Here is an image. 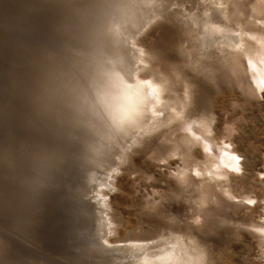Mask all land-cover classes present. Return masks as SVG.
<instances>
[{
    "label": "rangeland",
    "instance_id": "rangeland-1",
    "mask_svg": "<svg viewBox=\"0 0 264 264\" xmlns=\"http://www.w3.org/2000/svg\"><path fill=\"white\" fill-rule=\"evenodd\" d=\"M258 1L0 0V264H264Z\"/></svg>",
    "mask_w": 264,
    "mask_h": 264
},
{
    "label": "bare ground",
    "instance_id": "bare-ground-1",
    "mask_svg": "<svg viewBox=\"0 0 264 264\" xmlns=\"http://www.w3.org/2000/svg\"><path fill=\"white\" fill-rule=\"evenodd\" d=\"M118 6V5H117ZM253 7V6H252ZM251 7V8H252ZM98 9V8H97ZM101 8H99V11L100 12H106V11H108V9H106V10H100ZM256 9V10H255ZM253 10H255V11H257L258 13H259V15H260V13L262 14L263 12H264V0H260V1H258V4L255 6V8L253 9ZM99 12V13H100ZM254 12V11H253ZM97 13H98V11H97ZM139 14V13H138ZM137 14V15H138ZM102 15V14H101ZM131 15V14H130ZM129 15V16H130ZM136 15V14H135ZM140 15V14H139ZM147 15V14H146ZM126 16H127V14H126ZM264 16V15H263ZM128 17V16H127ZM131 17H133V15L131 16ZM130 17V18H131ZM142 17H144L143 15H142ZM259 17V16H258ZM121 18H123V17H121ZM129 18V17H128ZM136 18V17H135ZM141 18V17H140ZM136 19H139L138 17L136 18ZM126 20V19H125ZM128 20H130V19H128ZM132 20V19H131ZM142 19H140V21H141ZM145 20V19H144ZM122 22H125V21H122ZM121 22V23H122ZM130 21H128V23H129ZM134 21H132V23H133ZM137 22V21H136ZM142 22V21H141ZM92 21L91 22H89V23H87V25H84V26H82V29H83V31H84V36L82 37V39H81V41H84V42H86V40H87V37H88V35L85 33L86 32V30H89V31H92L91 30V27H92ZM127 23V24H128ZM138 23V22H137ZM120 24V23H119ZM126 24V25H127ZM122 25V24H121ZM124 25V24H123ZM126 25H125V27H126ZM129 25V24H128ZM86 29H85V28ZM121 28V27H120ZM124 28V27H123ZM127 28H128V26H127ZM139 28V27H138ZM85 29V30H84ZM213 29V28H212ZM120 30V29H119ZM129 30V29H128ZM137 30V29H136ZM75 32H73V31H71V32H73L72 33V35H76V40H78V36L83 32V31H81V32H78V33H76V31H77V29L76 30H74ZM126 31H127V29H126ZM130 31V30H129ZM120 32V31H119ZM118 32V33H119ZM131 32V31H130ZM133 32H134V30H133ZM206 32V31H205ZM212 32V31H211ZM210 32V33H211ZM121 33H122V30H121ZM135 33V32H134ZM125 34V33H124ZM131 34V33H130ZM128 34H126L125 36H127ZM212 37H213V39L214 40H212V41H210L209 40V44L211 45V46H213V47H215V48H217V50L219 51V52H221V53H223V57L225 58V59H227L228 57V59H230V58H232V59H234L235 57H237L238 55H240V56H246L250 51H249V49L245 46V47H243V46H241V48L240 49H234V44L232 45V44H229L227 41H225V39L223 40V39H220L221 38V36L219 35V32H218V30H214L213 29V32H212ZM129 36V35H128ZM131 36V35H130ZM208 36H209V33H208ZM119 38H120V36H118ZM123 37V36H122ZM134 37V36H133ZM210 37H211V35H210ZM118 38V39H119ZM116 39V38H115ZM121 39V38H120ZM127 39V38H126ZM128 39H129V37H128ZM127 39V40H128ZM131 39V38H130ZM227 39V38H226ZM125 40V39H124ZM120 41V40H119ZM116 42H118V40L116 41ZM115 42V43H116ZM80 43V42H79ZM117 44V43H116ZM128 45V44H127ZM209 45V46H210ZM116 46V45H115ZM131 46V45H130ZM129 56H132V54L131 55H129ZM248 56V55H247ZM98 67V66H97ZM52 68H54V75H55V70H56V61H54V63H53V66H52ZM101 69H102V67H101ZM103 69H105V68H103ZM134 69V68H133ZM96 70V69H95ZM100 70V69H99ZM106 70H107V67H106V69H105V73H107L106 72ZM110 70V69H109ZM135 71V70H134ZM91 72H94L93 71V69H92V71ZM90 72V73H91ZM101 72V71H100ZM103 72V71H102ZM112 72V71H111ZM132 72V71H131ZM136 72H137V70H136ZM109 73V72H108ZM107 73V74H108ZM114 73V72H113ZM112 73V75H111V77L113 78V75H115V73L113 74ZM121 73V72H120ZM132 73H134V72H132ZM99 74V73H98ZM101 74V73H100ZM99 74V75H100ZM106 74V75H107ZM128 74V73H127ZM137 74V73H136ZM103 75V74H102ZM105 75V74H104ZM118 75V74H117ZM124 75H126L125 73H124ZM91 76H94V74L93 75H91ZM98 76V75H97ZM96 75H95V77H97ZM110 76V75H109ZM108 76V77H109ZM122 76H123V74H122ZM127 76V75H126ZM133 76V75H132ZM104 77V76H103ZM115 77H116V75H115ZM118 77H119V75H118ZM92 78V77H91ZM105 78H106V76H105ZM104 78V79H105ZM124 78V77H123ZM127 78V77H126ZM129 78H131V77H129ZM97 79H99V78H97ZM102 78H100V80H101ZM108 79V78H107ZM117 79V78H116ZM116 79H114V80H116ZM132 79V78H131ZM109 80V79H108ZM107 80V81H108ZM121 80V79H120ZM125 80V79H124ZM123 80V81H124ZM50 81V80H49ZM102 81V80H101ZM126 81H128V79L126 80ZM46 82V81H45ZM105 82V81H104ZM129 82H130V80H129ZM134 82V81H133ZM96 83H99V82H96ZM109 83V82H108ZM111 83V82H110ZM117 83H118V81H117ZM116 83V84H117ZM104 84H107V83H104ZM121 84V83H120ZM126 84V83H125ZM125 84H123L124 86H125ZM130 84V83H129ZM128 84V85H129ZM131 84H132V82H131ZM137 84V83H136ZM94 85H95V83H94ZM100 85V84H99ZM98 85V86H99ZM127 85V84H126ZM128 85H127V87H128ZM96 86V85H95ZM112 86V85H111ZM100 87V86H99ZM107 86H105V88H106ZM119 87V86H118ZM98 88V87H97ZM102 88V87H101ZM113 88V87H112ZM120 88H121V86H120ZM136 88V87H135ZM139 88V87H138ZM110 89V88H109ZM117 88H115V90H116ZM128 89V88H127ZM133 89V88H132ZM97 90V89H96ZM101 90H103V89H101ZM124 90V89H123ZM135 90V89H134ZM133 90V91H134ZM137 90H139V89H137ZM252 90V89H251ZM53 92H51L52 94H54V93H56L55 92V90H54V88H53V90H52ZM98 91V90H97ZM107 91V90H106ZM109 91V90H108ZM117 91H119V90H117ZM121 91V90H120ZM129 91V90H128ZM131 91V90H130ZM129 91V92H130ZM111 92H112V89H111ZM122 92V91H121ZM126 92H127V90H126ZM125 92V93H126ZM136 92H138V91H135V94H136ZM140 92H141V90H140ZM103 93V92H102ZM114 93H115V91H114ZM97 94H98V92H97ZM113 94V93H112ZM116 94V93H115ZM127 94H128V92H127ZM131 94V93H130ZM138 94H140V93H138ZM138 94L136 95V96H138ZM100 95V94H99ZM109 95H110V93H109ZM129 95V94H128ZM133 95V94H132ZM53 96V95H52ZM55 96V95H54ZM54 96H53V98H54ZM101 96V95H100ZM106 96V95H105ZM104 96V98H107V97H105ZM136 96H134V97H136ZM110 97H112V95H110ZM116 97V96H115ZM114 97V98H115ZM132 97V96H131ZM139 97V96H138ZM50 98V97H49ZM55 98H56V96H55ZM53 99V100H50L48 103H50V104H48L50 107H52V112L51 113H54V115H55V117H56V119H59L57 116H58V114H59V111L56 109V106H55V100L56 99ZM100 98V97H99ZM128 98H130V96L128 97ZM101 99H103V98H101ZM110 99V98H109ZM132 99V98H131ZM136 99V98H135ZM135 99H133V100H135ZM137 99H139V98H137ZM142 99V98H141ZM105 100V99H104ZM129 101V100H128ZM131 101V100H130ZM130 101L128 102V103H130ZM137 100H135V102H136ZM141 101V100H140ZM104 102H106V101H104ZM133 102V101H132ZM134 102V103H135ZM142 102V101H141ZM102 103V102H101ZM107 103V102H106ZM110 103V102H109ZM98 104V103H97ZM143 104V103H142ZM99 105V104H98ZM102 105V104H101ZM109 105H111V104H109ZM135 105H136V103H135ZM103 106H104V104H103ZM106 106V105H105ZM140 106V105H139ZM102 107V106H101ZM113 107V106H112ZM129 107V106H128ZM132 107H133V104H132ZM131 107V108H132ZM137 107H138V103H137ZM97 108H100L99 106L97 107ZM127 108V107H126ZM130 108V107H129ZM131 108H130V112H131ZM103 109V108H102ZM107 109H108V106H107ZM112 109V108H111ZM135 109V108H134ZM136 109H138V111H139V109H140V107L139 108H136ZM105 111L104 112H106V108L104 109ZM114 110V109H113ZM112 110V111H113ZM142 110V109H141ZM125 111H126V109H125ZM127 111H128V109H127ZM134 110H132V112H133ZM135 111H137V110H135ZM99 112V111H98ZM106 113H108V112H106ZM110 113V112H109ZM128 113V112H127ZM138 113V112H137ZM137 113L135 114V116L137 117ZM139 113H140V111H139ZM125 114V113H124ZM141 114V113H140ZM109 116H110V114H108ZM113 115H115V114H113ZM133 115V114H132ZM142 115V114H141ZM124 117H125V115H123ZM126 116H128V115H126ZM111 117V116H110ZM116 117V116H115ZM131 117V116H130ZM112 118V117H111ZM121 118V117H120ZM123 118V117H122ZM132 118V117H131ZM141 117H139L138 119H140ZM113 119V118H112ZM117 120L116 121H118V118H116ZM137 119V118H136ZM135 119V120H136ZM138 119H137V122H138ZM123 120V119H122ZM126 120H127V118H126ZM129 120V119H128ZM120 121V120H119ZM133 123L135 122L134 121V117H133ZM124 122H126L125 120H124ZM129 122H131V121H129ZM136 123V122H135ZM128 124V123H127ZM137 124V123H136ZM131 125H132V123H131ZM138 125V124H137ZM129 126V125H128ZM130 127V126H129ZM134 127V126H133ZM213 165L214 164H212V167H213ZM216 171V170H215ZM226 175V174H225ZM221 193H223V191H221ZM204 195V194H203ZM221 195H224V193L223 194H221ZM227 195V194H226ZM220 197H222V196H220ZM198 198H199V196H198ZM223 198H225V197H223ZM208 202V201H207ZM204 206H206V205H204ZM202 210V209H201ZM178 243V242H177ZM179 245V244H178ZM177 246V245H176ZM181 247V246H180ZM169 249V248H168ZM168 249H166V250H163L162 252H155L154 253V255L155 256H157V258L156 259H163V257H164V255H162L163 253L165 254V257L167 256V259L169 260V264H185V262H180L179 260H178V250H176V252H166ZM178 249V248H177ZM171 250H174V248L173 249H171ZM183 255H185V254H183ZM188 262V261H187ZM190 263V262H189ZM142 264V263H141ZM143 264H145V263H143Z\"/></svg>",
    "mask_w": 264,
    "mask_h": 264
},
{
    "label": "clouds",
    "instance_id": "clouds-1",
    "mask_svg": "<svg viewBox=\"0 0 264 264\" xmlns=\"http://www.w3.org/2000/svg\"><path fill=\"white\" fill-rule=\"evenodd\" d=\"M110 103L117 118L123 115L122 108L129 106L127 95L123 92H118L115 98H110ZM26 151L29 154L27 162L32 172L30 182L39 184L44 174L55 166L56 158L50 150L42 147L27 148Z\"/></svg>",
    "mask_w": 264,
    "mask_h": 264
},
{
    "label": "water",
    "instance_id": "water-1",
    "mask_svg": "<svg viewBox=\"0 0 264 264\" xmlns=\"http://www.w3.org/2000/svg\"><path fill=\"white\" fill-rule=\"evenodd\" d=\"M48 101H49V99H48ZM48 104H50V103H48Z\"/></svg>",
    "mask_w": 264,
    "mask_h": 264
}]
</instances>
